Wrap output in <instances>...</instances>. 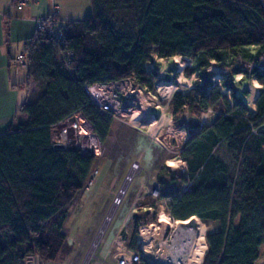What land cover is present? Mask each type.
<instances>
[{
  "label": "trees",
  "instance_id": "16d2710c",
  "mask_svg": "<svg viewBox=\"0 0 264 264\" xmlns=\"http://www.w3.org/2000/svg\"><path fill=\"white\" fill-rule=\"evenodd\" d=\"M90 7L81 19L55 22L63 43L35 30L24 44L27 79L17 85L28 96L16 114L25 117L0 132V264H26L32 256L50 263L65 248L64 222L97 157L52 148V129L80 113L104 143L119 119L89 102L84 83L134 77L151 89L156 73L146 72L144 63L152 52L190 58L198 68L222 64L226 56L264 54V0H90ZM66 50L73 52L68 62L61 58ZM252 75L262 85L253 117L231 76L222 81L231 101L209 76L205 91L173 95V120L184 112L194 119L179 150L187 178L158 171L155 181L174 219L197 216L217 224L206 235L201 264H254L264 247V74ZM32 82L36 89L29 88ZM212 107L216 117L200 124V113ZM252 127H259L256 133ZM187 180L189 190L180 191ZM141 215L133 216L132 250L139 222L149 219Z\"/></svg>",
  "mask_w": 264,
  "mask_h": 264
},
{
  "label": "rangeland",
  "instance_id": "374dc122",
  "mask_svg": "<svg viewBox=\"0 0 264 264\" xmlns=\"http://www.w3.org/2000/svg\"><path fill=\"white\" fill-rule=\"evenodd\" d=\"M254 52L253 50L252 54ZM154 61L153 68L158 72V77L153 81L151 90L160 108L164 109L167 105L172 116L174 113L171 103L175 93L193 95L205 91L206 76H209L210 82L214 83V70L217 68L214 62L209 63L207 67L198 68L194 60L181 56L170 59L156 58ZM221 62L222 64H216L224 73L228 75L233 72L230 66L235 62L233 56H226ZM185 68L193 69L190 75H186ZM18 74L20 79L26 78L25 69ZM241 80H243L242 83H237L233 79L232 82L237 88L243 84L248 88L251 87V82L248 81L249 76L244 75ZM163 86H168L167 92L164 91ZM247 87L245 92L248 95ZM29 88L36 89V84L30 83ZM19 89L20 92H26L24 87ZM169 90L172 93L168 96ZM228 94V98L231 99V93ZM235 94L242 100L247 96H242L237 90ZM160 108L153 113L155 120L150 119L148 121L150 124L146 127L135 128L124 120H114L105 142L100 143L101 154L97 156L95 162L98 168L95 182L89 191L84 189L77 196L64 222L65 248L58 258L50 263H41L37 256L27 260H31L32 264H113L117 249L112 247V240L116 232L123 228L128 245V238L134 230V215L141 218L143 208L150 207V213L152 212L156 218L161 205L165 206V200L147 194V191L151 192L149 185L156 184L155 175L158 171L161 174H182L180 169L182 164L177 161L180 158L179 150L182 146L177 131L183 126L185 133H181V136L184 134L187 139L190 132L189 123L194 121L192 116L184 112L178 120H172L171 124L168 123L165 127L163 126L166 122L164 117L158 121L161 114ZM208 110L205 109L200 113L202 121L200 124L211 122L214 118V110L218 109L212 107ZM218 155H221V151ZM167 159H173L175 167H168L165 164ZM133 165H137L136 168H133ZM123 185H125L124 192L117 196ZM117 198L119 202L116 201V203ZM112 205H114V211L103 234L95 247H92ZM205 223L207 232L214 231V222ZM142 224L144 221H140L138 226ZM166 233L167 231L163 238L166 237Z\"/></svg>",
  "mask_w": 264,
  "mask_h": 264
},
{
  "label": "built area",
  "instance_id": "2783aa9c",
  "mask_svg": "<svg viewBox=\"0 0 264 264\" xmlns=\"http://www.w3.org/2000/svg\"><path fill=\"white\" fill-rule=\"evenodd\" d=\"M38 1V0H16L15 6L21 8L29 2ZM58 19V11L53 9L50 13L34 18L36 30L45 31L50 35L55 41L59 43L64 42L63 32L58 29L55 25V22ZM251 53L255 50L254 46L246 47ZM73 57V52L66 50L61 53V58L65 62H68ZM162 59L156 55L155 52L151 53L150 61L144 63V69L146 72L154 71L156 77H158V72L154 70L153 65L155 59ZM235 62L231 63L232 73L228 75L220 69L219 65L214 62V66L217 68L214 70V84H216L221 93H225L227 98L229 97V88H225L222 85V81L231 76L237 83H242L241 77L244 75L249 76V82H251V87L247 85H241L239 91H245V88L249 90V94L243 97V102L247 107L248 117H253L256 112L255 100L258 97L260 91L262 90V85L259 84L254 76V72L259 74H264V54H260L254 59H246L240 54L233 56ZM28 57L25 51L19 52L16 54L12 60V64L15 69L27 66ZM150 67V68H148ZM182 74V71H180ZM257 83L258 87L254 88L253 84ZM82 88L89 100V102L97 107L101 113H111L117 118L126 121L131 126L135 128L146 127L150 123L146 122V117L143 116L144 113L151 115V120L153 118V113L157 108H160L158 100L155 99L153 91L141 84H139L134 77L121 78L117 80L107 81V82H93V83H84ZM165 92H167L168 86H163ZM170 94H168L169 96ZM230 100V98H228ZM231 101V100H230ZM210 108H207L208 110ZM209 111V110H208ZM160 116L158 121L161 118H165L166 122L163 126H167L168 123L171 124L173 116L168 110L166 105L164 109L160 108ZM218 114V111L214 110V118ZM151 121V122H153ZM200 122L201 119H200ZM162 126V125H161ZM162 126V127H163ZM183 126L178 128V136L182 143L186 140L185 128ZM259 127H264L262 123ZM259 127H252L251 133H256ZM157 138V137H156ZM51 146L54 149H78L83 154L99 156L101 154L100 142L96 136L93 127L89 122L80 114L77 113L71 118L65 119L55 125L51 132ZM181 162L182 167L180 168L182 174L187 178L185 163L179 158L177 160ZM137 165H133V168H136ZM98 173V168L95 166L88 178V183L85 188L86 191H89L93 183L95 182V176ZM191 181L187 180L182 183L180 186V191L189 190ZM151 192L147 191V194L152 197H159V184L156 182L155 185H149ZM118 191L117 196H119ZM124 192V191H123ZM122 192V193H123ZM143 197V196H142ZM165 200V206L161 205V210L157 214L156 218L151 219L153 213H150V207H144V212L147 213L148 221L137 227V234H135V244L137 250H132L127 245V238L121 227L115 234L112 240V247L114 246L117 249V255L113 264H181L182 258L178 257L177 250L170 240V236L173 233V229L170 226L164 225L160 221V215L164 216L168 222H173L175 219L170 215L167 209V203L169 199ZM119 202L118 198L115 202ZM116 202V203H117ZM166 233V237L163 236ZM203 260V259H202ZM202 260L199 264L202 263ZM189 264H197L198 260L189 255L188 257Z\"/></svg>",
  "mask_w": 264,
  "mask_h": 264
},
{
  "label": "crops",
  "instance_id": "0c3cea01",
  "mask_svg": "<svg viewBox=\"0 0 264 264\" xmlns=\"http://www.w3.org/2000/svg\"><path fill=\"white\" fill-rule=\"evenodd\" d=\"M53 9L58 11L59 23L77 20L90 14V0H38L21 8L15 6V0H0V132L11 122L15 124L25 117L16 114V109L28 96V89L17 85L27 79V73L25 79H20L18 74L22 69L26 72V66L15 69L12 60L23 51L25 42L36 30L34 18ZM23 87L25 93L20 92L19 88ZM214 227L216 230L215 222ZM254 264H264V247L259 248V257Z\"/></svg>",
  "mask_w": 264,
  "mask_h": 264
},
{
  "label": "bare ground",
  "instance_id": "6f19581e",
  "mask_svg": "<svg viewBox=\"0 0 264 264\" xmlns=\"http://www.w3.org/2000/svg\"><path fill=\"white\" fill-rule=\"evenodd\" d=\"M253 87L257 88V83L253 84ZM171 93V90H169V94ZM143 116L147 118V123L152 118L151 115L147 113H144ZM165 164L168 167H175V162L173 159H167ZM124 186L125 185H123L121 191L119 192V195L122 194ZM113 206L114 205L111 206V209L107 214L105 222L100 228L92 247H95V244L103 234L106 224L114 211ZM160 221H162L164 225L172 227V229L174 230L170 236V240L175 246V248L178 249L177 255L178 257L182 258L181 264H189V255L196 258L198 260L197 264H199V262L203 259L205 255V250L207 248L206 235L208 233H211L207 232L205 221H203L197 216H191L186 220H175L173 222H168L167 219L162 215H160Z\"/></svg>",
  "mask_w": 264,
  "mask_h": 264
},
{
  "label": "water",
  "instance_id": "95a60500",
  "mask_svg": "<svg viewBox=\"0 0 264 264\" xmlns=\"http://www.w3.org/2000/svg\"><path fill=\"white\" fill-rule=\"evenodd\" d=\"M26 264H32V261L31 260H27Z\"/></svg>",
  "mask_w": 264,
  "mask_h": 264
}]
</instances>
